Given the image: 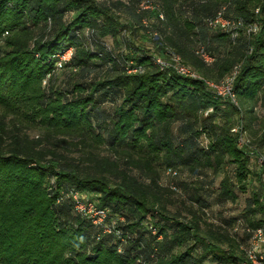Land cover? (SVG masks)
Listing matches in <instances>:
<instances>
[{
	"label": "trees",
	"instance_id": "1",
	"mask_svg": "<svg viewBox=\"0 0 264 264\" xmlns=\"http://www.w3.org/2000/svg\"><path fill=\"white\" fill-rule=\"evenodd\" d=\"M258 229L264 0H0V264H239Z\"/></svg>",
	"mask_w": 264,
	"mask_h": 264
},
{
	"label": "built area",
	"instance_id": "2",
	"mask_svg": "<svg viewBox=\"0 0 264 264\" xmlns=\"http://www.w3.org/2000/svg\"><path fill=\"white\" fill-rule=\"evenodd\" d=\"M143 8H151V6L147 2L142 3ZM210 25L212 26H220V27H229L231 24L229 21L223 19L222 17H217ZM71 50L66 51L62 55H59L58 66L60 67L62 63L68 61L71 57ZM202 54V52H201ZM205 61L210 62L211 58L205 54H202ZM157 63L159 65L165 66V64L158 59ZM173 68L176 72L183 76H189L193 78H197L196 75L187 67L180 63L178 57H173ZM210 87L216 89L219 95L224 97H230L231 100L234 101V96L231 91L232 79L228 78L225 83L221 85H214L208 83ZM73 199L76 203V210L79 213L86 215L90 218L94 225L102 224L106 217L107 211L96 209L89 201L87 196L74 194ZM246 261H242L239 264H264V229H258L251 233V241L250 248L246 253Z\"/></svg>",
	"mask_w": 264,
	"mask_h": 264
},
{
	"label": "rangeland",
	"instance_id": "3",
	"mask_svg": "<svg viewBox=\"0 0 264 264\" xmlns=\"http://www.w3.org/2000/svg\"><path fill=\"white\" fill-rule=\"evenodd\" d=\"M98 1H105V0H98ZM145 9H148V8H145ZM144 47H145L146 49H151V48H152L150 43L145 44ZM260 113H261V111H260ZM165 175H166V174H165ZM180 178H182V180H183V179H185V176L182 175ZM165 180H167V179H165V177H164V175H163V179H162V181H165ZM219 180H220V176H219L218 178H215V181H214V183H213V187H214V188L217 187ZM241 198H243V197H240V199H241ZM240 202H241V201L239 200V204H241ZM227 208H229V206H227ZM232 209H233V210H230V213H228V216H229V214H231V216H237V209H235V208H233V207H232ZM228 210H229V209H228Z\"/></svg>",
	"mask_w": 264,
	"mask_h": 264
}]
</instances>
